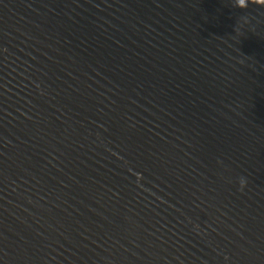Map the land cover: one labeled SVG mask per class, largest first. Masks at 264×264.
I'll return each mask as SVG.
<instances>
[{
    "label": "water",
    "instance_id": "1",
    "mask_svg": "<svg viewBox=\"0 0 264 264\" xmlns=\"http://www.w3.org/2000/svg\"><path fill=\"white\" fill-rule=\"evenodd\" d=\"M0 264H264V0H0Z\"/></svg>",
    "mask_w": 264,
    "mask_h": 264
}]
</instances>
